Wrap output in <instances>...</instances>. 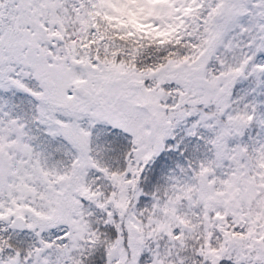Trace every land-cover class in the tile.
<instances>
[{
  "label": "snow or ice",
  "instance_id": "1",
  "mask_svg": "<svg viewBox=\"0 0 264 264\" xmlns=\"http://www.w3.org/2000/svg\"><path fill=\"white\" fill-rule=\"evenodd\" d=\"M0 264H264V0H0Z\"/></svg>",
  "mask_w": 264,
  "mask_h": 264
}]
</instances>
